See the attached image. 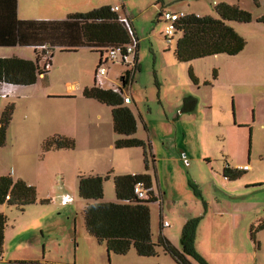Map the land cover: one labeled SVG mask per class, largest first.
I'll use <instances>...</instances> for the list:
<instances>
[{
    "label": "rangeland",
    "instance_id": "obj_1",
    "mask_svg": "<svg viewBox=\"0 0 264 264\" xmlns=\"http://www.w3.org/2000/svg\"><path fill=\"white\" fill-rule=\"evenodd\" d=\"M101 1L128 15L138 37V68L124 91L130 99L124 104L136 116L133 136L149 141L151 152L145 162L142 146L115 147L111 107L83 94L95 80L102 88L119 85L125 68L120 60L105 63L106 74L96 79L99 53L91 48L46 51L40 59V65L46 58L51 63L45 76L33 85L0 88V114L7 103L14 104L0 147V176L26 179L37 197L47 200L23 212L0 204L7 216L0 264H174L161 245L153 256L138 255L134 247L126 254H108L85 228L79 173L108 175L105 201H117L114 175L148 174L155 195L148 204L154 242L162 234L180 248L184 223L198 217L194 244L209 264H264V228L255 227L264 218V22L256 21L264 15V0L259 5L253 0H25L20 11L58 18ZM219 2L251 13L250 22H227L245 38L244 48L234 55L177 60L180 32L165 36L159 11L217 17ZM11 50L35 57L32 47ZM68 83L77 85L69 88ZM53 134L72 138L74 146L44 151L43 140ZM238 163L250 167H237L245 172L235 179L223 175L225 166ZM242 193L247 196L236 197ZM244 199L261 205L256 219ZM232 202L236 211L230 213ZM164 220L169 225L161 230Z\"/></svg>",
    "mask_w": 264,
    "mask_h": 264
},
{
    "label": "trees",
    "instance_id": "obj_2",
    "mask_svg": "<svg viewBox=\"0 0 264 264\" xmlns=\"http://www.w3.org/2000/svg\"><path fill=\"white\" fill-rule=\"evenodd\" d=\"M259 5V0H253ZM217 17L185 13L176 25L174 32H180L174 56L179 61H191L209 55L226 53L234 55L241 51L246 40L227 24L228 21L250 22L252 15L238 4L219 2L214 5ZM161 11L159 12V16ZM256 21L264 22V15ZM15 40L11 43L34 45L39 51L34 60L16 56L0 57V83L11 85H32L38 77L45 76L49 65H40L41 56L46 51L59 47L61 50H75L86 46L99 53L98 65L107 48L117 47L125 52V45L135 42L134 66L126 67L119 76L122 86L128 82L130 71L138 68V37L134 27L132 33L119 19V14L111 10L110 5H102L85 12L69 13L60 20H21L17 21ZM173 32V33H174ZM28 35V36H27ZM41 52V53H40ZM50 64V61H49ZM97 65V66H98ZM86 97L94 98L111 107L112 127L118 137L115 147L142 146L144 160L151 152L149 141L134 137L136 116L125 105L120 93L112 88H102L96 84L83 89ZM189 100H186L188 102ZM14 111V104L7 103L0 114V147L6 143V131ZM72 138L62 134H53L42 142L44 151L72 148ZM153 156V154H151ZM245 171L225 166L223 175L235 179ZM78 195L85 201L82 214L88 233L106 246L107 253L126 254L134 247L138 255L153 256L157 254L156 245H161L165 253L174 260V264H209L195 247V236L199 218H189L184 223L180 248L175 247L164 235L158 241L152 240L150 210L148 204L155 199L151 188V179L145 173L119 174L113 176L114 192L117 201L103 199V180L108 175L82 174L77 176ZM141 182L149 191L147 198H139L133 191L136 183ZM197 192V190H196ZM9 195V198H5ZM46 203V199H37L34 185L21 178L10 175L0 176V204L13 206L22 211L32 203ZM7 216L0 212V258L4 251V231ZM256 229L264 228V218L258 221ZM160 222V229L162 230ZM254 227L252 226V234Z\"/></svg>",
    "mask_w": 264,
    "mask_h": 264
},
{
    "label": "crops",
    "instance_id": "obj_3",
    "mask_svg": "<svg viewBox=\"0 0 264 264\" xmlns=\"http://www.w3.org/2000/svg\"><path fill=\"white\" fill-rule=\"evenodd\" d=\"M24 1L25 0H0V57L16 56V57H20V58H24V59H32L31 57H29L27 55V53H25L23 51H20V50L14 51V53H13V51L11 50V48H13V47H32L34 49L35 57H36L37 52L39 51V49L36 48L34 45H29V44L22 45V44H18V43L12 45L11 42L13 40H15V36H16V27H17V23L16 22L17 21H21V20H60V19L66 18L69 13H73V12H85V11H80V10L67 11V12H65V15L64 16H60L58 18H56V17H47V16H45V17H41V16H29V15L26 16V15H21V11H20L21 10L22 3L24 5V7H25ZM90 1L93 2L94 0L93 1L92 0H89V3H91ZM71 4L72 3L69 2V4L67 6H70ZM102 5L117 6V5L111 4L110 2L107 3L106 1L105 2H102L101 1L100 3H97L96 5H93V7H90V9L95 8V7H99V6H102ZM90 9H88V10H90ZM161 10H163V9H161ZM165 10H167V9H165ZM168 10H170V9H168ZM170 11H174V10H170ZM81 47H86V46H80L78 48H81ZM55 48H59V47H55ZM78 48H76V49H78ZM5 49H7V50H5ZM51 51H53V50H51ZM62 51H74V50H62ZM50 52H48V55H50ZM35 57L32 60H34ZM49 58H50V56H49ZM137 63H138V58H137ZM49 66H51V63L49 64ZM123 66L125 67V65H123ZM135 70H136V68L133 71H130L131 73L129 75L128 82L125 83V89L129 85L128 83L131 80V74ZM48 71H49V68H48ZM3 84H7V83H0V88L3 86ZM119 84H121V81H120ZM8 85H11V84H8ZM75 85H77V83H68L69 88H74ZM61 96H68V95H61ZM6 136H7V131H6ZM239 166H247V167H250V166H248L247 163H238L237 165L231 166V167L232 168H237ZM246 169H245V171H246ZM97 175H99V174H97ZM21 179H23V178H21ZM23 180L26 181L28 184L33 185L32 183H30L26 179H23ZM249 186H252V185H248L247 187H249ZM247 187H245V188H247ZM151 188H152V186H151ZM153 194H154V192H153ZM245 196H247V194L246 193H242V194H240V195H238L236 197L244 198ZM229 197H230V199H235V198H233V196H230L229 195ZM37 199L39 200L40 198L37 197ZM105 199L107 201H109V200H113V197H105ZM250 201L251 200L244 199V201L242 203H244V205H247L248 206V207H246L247 210H248L247 213H249L250 215H252L256 219L257 216H258V214H259L258 211L262 210V207H261V205L260 206H256V204L254 202H250ZM38 203H40V202H38ZM32 204H34V203H32ZM204 208H205V210H208L209 211L208 203H207V205L205 204V207ZM23 211H24V209L21 212H23ZM230 211H231L230 213H233V212L236 211V209H235V202H232V206H231ZM251 222H255V221H251ZM251 226H254V224L251 225ZM1 259H2V257L0 258V260ZM152 264H159V263H152Z\"/></svg>",
    "mask_w": 264,
    "mask_h": 264
},
{
    "label": "built area",
    "instance_id": "obj_4",
    "mask_svg": "<svg viewBox=\"0 0 264 264\" xmlns=\"http://www.w3.org/2000/svg\"><path fill=\"white\" fill-rule=\"evenodd\" d=\"M112 11H118V6H111ZM185 15L184 12L182 11H170V10H161V18L166 22L165 28H164V33L165 36L172 35L173 32L175 31V25L177 21ZM119 19L124 22V24L127 26L128 30L130 33H132V21L129 18L128 15L125 16H120ZM134 49H135V42L130 43L125 45V52H121L120 48L117 47H109L106 49L104 52L101 63L97 66L95 70V78H101L103 75L106 74V67L105 63H107L109 60L115 61V60H120L121 64L125 65V67H133L134 66V60L132 57V60L129 59V56L132 54L134 55ZM47 54L44 53L43 56H46ZM49 65V60L46 58L45 61V67ZM96 81V80H95ZM97 83V82H96ZM114 91L120 93L123 97L124 102H129L130 99L128 95L124 94L125 91V85L122 86V84H119L117 86H111ZM247 166H240V168L245 169ZM134 193L137 195L139 198H147L149 196V191L143 186L141 182H138L134 185L133 187ZM153 196H155L153 194ZM5 198H9V195H6ZM162 227H166L169 225L168 221L164 220L161 221Z\"/></svg>",
    "mask_w": 264,
    "mask_h": 264
}]
</instances>
